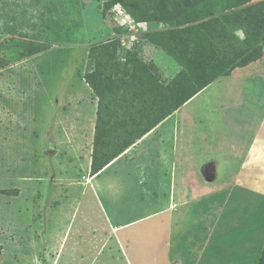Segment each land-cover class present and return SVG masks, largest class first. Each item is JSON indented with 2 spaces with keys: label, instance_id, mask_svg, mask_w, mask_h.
<instances>
[{
  "label": "rangeland",
  "instance_id": "obj_1",
  "mask_svg": "<svg viewBox=\"0 0 264 264\" xmlns=\"http://www.w3.org/2000/svg\"><path fill=\"white\" fill-rule=\"evenodd\" d=\"M107 1L0 0V61L5 63L0 67V264L161 262L162 257L156 254L166 246L164 229L169 219L161 212L153 214L161 201L152 198V186L128 175L132 170L124 164L130 158L87 181L94 140L86 127L93 121L88 112L95 107L90 89L78 74L84 76L91 66L90 48L114 38L133 48L145 62L155 63L162 79L173 78L182 67L146 36L147 32L169 28L170 23H138L120 3L106 11ZM237 34L243 37L244 31L239 29ZM29 41L46 44L48 49L26 57L23 51ZM253 64L264 70V56L249 65ZM225 80L210 85L198 97L211 98L210 104L193 101L183 111L203 115L206 122L210 116L231 119V112L221 111L222 100L236 96ZM246 86L250 88L249 83ZM262 88L264 91V85ZM76 90L85 95L84 106L77 109L72 103L64 109ZM95 99L98 102V97ZM79 112L84 114L75 119V131H65L64 123ZM207 124L196 123L199 129ZM218 128L213 132L229 133L232 129L225 124ZM207 200L190 203L200 210V216L197 213L194 217L196 211L190 210L183 222L190 230L188 246L194 244L189 236L202 234L212 219L203 215ZM251 202L227 206L220 225L247 224L264 210L258 202ZM212 204L218 213L219 201ZM144 216L119 234L122 250L110 234V221L124 223ZM197 226L202 227L200 232Z\"/></svg>",
  "mask_w": 264,
  "mask_h": 264
},
{
  "label": "crops",
  "instance_id": "obj_2",
  "mask_svg": "<svg viewBox=\"0 0 264 264\" xmlns=\"http://www.w3.org/2000/svg\"><path fill=\"white\" fill-rule=\"evenodd\" d=\"M78 76L90 89L89 97L95 107L93 117L88 112V119L93 118V121H87L86 127L91 130L94 140L97 96L83 74ZM224 78L228 82H224L225 86L232 87V94L236 95L222 100L221 111L225 114L231 112V119L221 115L220 119L210 116V121L206 122L203 115L197 117L183 111L193 101L210 104L211 98L200 100L198 97L207 87ZM247 83L250 88L246 86ZM210 85L95 175L91 174L92 154L89 157L90 176L87 181L99 177L116 166L121 159L128 157V164H124L128 166L127 169L132 170L128 171V175H134L142 185L152 186V198L161 201V207L153 214L161 212L167 214L169 219L167 228L164 229L166 246L156 254V257H162L160 264H258L264 250V220L261 219L264 210H259L245 225H220L222 212L230 204L240 206L254 201L251 202L253 205L258 202V206L264 208V91L261 90L264 85V70L255 64L239 67ZM85 100L81 90H76L64 104V109H67L66 104L82 108ZM231 103L234 106L229 108L228 104ZM83 114L84 112H79L67 121L68 124L64 123L65 131H75V119ZM196 123L200 126L208 124L206 128L204 126L199 129ZM224 124L232 127L229 133L213 132V128L221 129L218 127ZM91 149L93 152V148ZM143 156H146L145 159ZM205 197H208V206L203 215L212 216V219H209L206 230H201L204 231L202 234L189 236V239H194V244L188 246L186 242L190 230L183 222L190 210L196 211L194 217L199 214L200 210H196L195 205L190 203ZM217 201L220 203L218 213L212 204ZM145 217L124 223L110 221V234L122 250L119 234L128 224ZM190 227L194 228V225ZM197 227L200 232L202 227ZM105 243L106 241L104 245Z\"/></svg>",
  "mask_w": 264,
  "mask_h": 264
},
{
  "label": "trees",
  "instance_id": "obj_3",
  "mask_svg": "<svg viewBox=\"0 0 264 264\" xmlns=\"http://www.w3.org/2000/svg\"><path fill=\"white\" fill-rule=\"evenodd\" d=\"M108 0L122 4L134 21H167L146 36L180 65L162 79L155 63L142 60L118 38L89 50L84 74L98 97L91 174L95 175L221 76L264 56V0ZM217 9L221 13H217ZM242 29L244 36L237 31ZM23 55L48 49L29 41ZM5 63L0 61V67ZM258 264H264V250Z\"/></svg>",
  "mask_w": 264,
  "mask_h": 264
}]
</instances>
